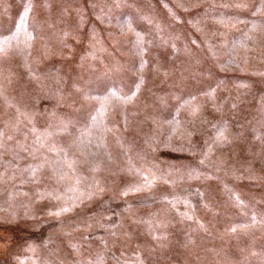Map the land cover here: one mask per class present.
I'll use <instances>...</instances> for the list:
<instances>
[{"label":"rangeland","instance_id":"374dc122","mask_svg":"<svg viewBox=\"0 0 264 264\" xmlns=\"http://www.w3.org/2000/svg\"><path fill=\"white\" fill-rule=\"evenodd\" d=\"M6 36L0 264H264V0H0Z\"/></svg>","mask_w":264,"mask_h":264},{"label":"snow or ice","instance_id":"6c2138e0","mask_svg":"<svg viewBox=\"0 0 264 264\" xmlns=\"http://www.w3.org/2000/svg\"><path fill=\"white\" fill-rule=\"evenodd\" d=\"M2 43H11V38L10 37H3V38H0V44H2ZM195 111V110H194ZM221 135H222V133H221ZM138 190V189H137ZM69 209H62V211H68ZM58 214V213H57ZM235 231V230H234Z\"/></svg>","mask_w":264,"mask_h":264}]
</instances>
